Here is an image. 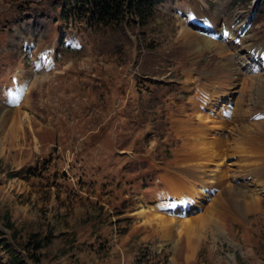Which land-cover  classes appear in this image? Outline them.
Here are the masks:
<instances>
[{
	"label": "rangeland",
	"instance_id": "rangeland-1",
	"mask_svg": "<svg viewBox=\"0 0 264 264\" xmlns=\"http://www.w3.org/2000/svg\"><path fill=\"white\" fill-rule=\"evenodd\" d=\"M156 1L143 27H92L66 18L62 0H0V89H13L0 93V264H264V0H200L211 14L222 3L213 33L225 21L236 41L223 38L245 45L243 61L229 49L230 67L219 47L193 52L179 37L184 21L201 35V15H188L198 0ZM185 73L228 100L205 109V126L194 114L208 102ZM198 161L220 163L214 181ZM194 191L185 213L176 195ZM151 207L182 213L194 236L175 227L164 242L141 217ZM39 233L49 239L27 248Z\"/></svg>",
	"mask_w": 264,
	"mask_h": 264
},
{
	"label": "bare ground",
	"instance_id": "bare-ground-1",
	"mask_svg": "<svg viewBox=\"0 0 264 264\" xmlns=\"http://www.w3.org/2000/svg\"><path fill=\"white\" fill-rule=\"evenodd\" d=\"M192 11L194 12L192 14L193 19H194V15L196 13H198V14L201 13V15L203 17L202 23L205 26H211V24L209 23V19H211L213 21V24L217 26V24H218L219 21L217 22L216 18L219 15H222L223 12H224L223 11V8H222V3H220L218 5V10L213 15L212 14L209 15L208 12L204 11L200 6H198L196 8V10H192ZM215 21H216V23H215ZM230 27L231 26H228V24H225V21H223V23L220 24V28H219L221 30V34H220L221 37L219 35L220 39H214V38L208 36L210 34L209 31L206 32L205 34L204 33H201V35H197L198 31L196 29H195V31L191 29L192 28L191 21H189L187 24H185V21H184L181 24V29H180V31H179L178 34H179V37L182 38V39H184V41L186 42V44L191 49H193V52H197V50L201 48V44L202 43H204L207 46H217V47H219L220 49L223 50L222 52H220V54H222V55L228 54V58H227L228 61H227V64L225 66L230 67V66L234 65V63H233L232 57L229 56V53H228V51H230L229 49H231V51L234 49L235 54H237L238 56L242 55V59H241L242 61L246 59L245 56L241 52L242 47H244L245 45H243L241 43V47L239 48V47H237L238 46V43L230 44L229 42L226 41L227 38H230V39L232 38V40H234V42L236 41V39H235L236 36L234 35V31L230 30ZM193 32L196 33L195 34L196 36H194V33ZM198 34H200V33H198ZM225 36H226V40H225V38H223ZM237 40H240V39L237 38ZM217 41H220V42H217ZM185 78H186L185 79V86L187 87V90L189 91V93L191 94V96L192 97H195V98L198 97L201 100L205 99L206 102H208V105L206 107H205V103L204 104H201L200 103L198 110L195 112L196 114H194L195 115V119H194L195 120V123L196 124H201V125H204L205 126L207 124V122L209 121V113L212 112L213 106L216 103L218 105H220V104L226 105V103H227L228 100L225 102V97L226 96L224 94H218V92L216 90H214L215 88H217V86L216 87L214 86V89H213L211 87V85H213V84H211L210 81H207L205 79H200L199 76H197V75L193 76V74H191V73H185ZM193 90L195 91L194 93H193ZM192 99H194V98H192ZM208 107L211 109V110L209 109L210 110L209 113L208 112H205V109L208 108ZM201 108H202V112L200 111ZM221 111L222 110L220 109L219 112H221ZM22 118H26V117L24 115L23 116L20 115V117H19L20 123H23L22 120H21ZM236 129H237L236 130L237 133L239 135L242 133L245 136V138L246 137L247 138H250V139L251 138L252 139L256 138L253 133H251L249 131H245L246 128L244 129V125H243V123L240 120L236 124ZM239 139H240V136H239ZM204 148H205V146H203L198 151V153L196 152L198 154V157L199 156H204V154L206 155ZM1 150H2V148L0 147V152H1ZM195 161H197V159H195ZM195 164H197V163H195ZM210 164L211 163L208 162V161L199 162L197 164L198 166H201L202 167V173L203 174H207L208 176H211V181H208V183L209 182L211 183L212 181H214L212 179H214V176H215L216 171L219 170L217 168L220 165V163H219V165H216L214 167V169H213V168H210V166H209ZM254 164H255V166H258L259 168H264V155H262L261 157L257 158L254 161ZM195 189H197V193H199L202 197L205 196V195H207L206 194V192H207L206 188H200V187L196 186ZM178 194H179V192H178ZM196 195H197L196 192L193 193L191 196H190V192H188L187 195H180V194H179V196L176 195V206L178 208H180V209L183 208L184 211H185V213L187 211H190V210L195 209L196 208V204H195L196 201L194 200V196L196 197ZM158 201H160V199H156L154 201L155 202V205L157 204ZM181 212H183V210ZM140 214H141V217L143 218V220L145 222H153V223H156L158 225V227L161 230V235H162V238H163V241L164 242H169L172 239V233L174 235L175 227H177V232L176 233H177L178 237L181 234H186V237L188 239H191L194 236V229H195L194 224L191 223L189 221V219L186 218V217L180 218L179 216H181L182 213H179V216H170V217L166 218V217H163L158 212H156L154 207H151L149 210H142L140 212ZM198 220H200L201 223H206L207 225L209 223H211V221L215 225L217 224L216 223V220H214V217L213 216H210V217H208V216H205L204 217L203 216L201 219L199 218ZM194 221H196V220H194ZM181 226L183 228H181V230H180V227ZM176 240L177 239H173L171 241H172V243H174ZM191 251H193V250H191Z\"/></svg>",
	"mask_w": 264,
	"mask_h": 264
},
{
	"label": "trees",
	"instance_id": "trees-1",
	"mask_svg": "<svg viewBox=\"0 0 264 264\" xmlns=\"http://www.w3.org/2000/svg\"><path fill=\"white\" fill-rule=\"evenodd\" d=\"M67 8L71 10L72 14L79 20H84L86 24L90 25H122L124 22L133 21L134 23L145 25L148 18L154 14L153 0H64ZM55 3V2H53ZM6 222L4 224L7 228H13V225L8 220L7 212L4 213ZM16 235V232L13 231ZM12 233V236H13ZM15 237V236H13ZM33 239V240H32ZM46 235L41 233L33 234L27 244V248L33 249L39 245L42 246L40 240H48ZM19 241H16L17 244ZM45 243H43L44 245ZM24 247V246H23ZM18 264H23L22 261L14 258Z\"/></svg>",
	"mask_w": 264,
	"mask_h": 264
},
{
	"label": "crops",
	"instance_id": "crops-1",
	"mask_svg": "<svg viewBox=\"0 0 264 264\" xmlns=\"http://www.w3.org/2000/svg\"><path fill=\"white\" fill-rule=\"evenodd\" d=\"M189 250L190 251L193 250V246L192 245L189 246Z\"/></svg>",
	"mask_w": 264,
	"mask_h": 264
}]
</instances>
